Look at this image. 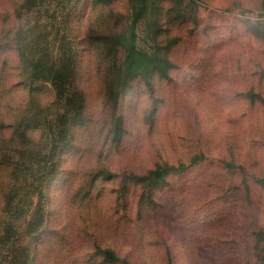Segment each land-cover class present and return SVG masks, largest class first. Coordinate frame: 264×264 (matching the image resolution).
Returning <instances> with one entry per match:
<instances>
[{"label": "rangeland", "instance_id": "rangeland-1", "mask_svg": "<svg viewBox=\"0 0 264 264\" xmlns=\"http://www.w3.org/2000/svg\"><path fill=\"white\" fill-rule=\"evenodd\" d=\"M133 1L0 0V264H264V0Z\"/></svg>", "mask_w": 264, "mask_h": 264}, {"label": "trees", "instance_id": "trees-1", "mask_svg": "<svg viewBox=\"0 0 264 264\" xmlns=\"http://www.w3.org/2000/svg\"><path fill=\"white\" fill-rule=\"evenodd\" d=\"M114 0H90V3H102L108 4ZM138 2H143L142 0H134L131 2L132 10H136V4ZM138 15L135 16V19L132 21L131 26L135 27L136 20L140 17V14L137 12ZM113 44L116 46H121L124 51V60L121 64L126 70H130L132 74H137L136 70L140 67L137 65L142 58H148L147 55L140 53L135 47V33L133 31L130 32L129 36H124L122 34H117L113 40ZM71 45V44H70ZM64 39L61 38L59 40V45L57 47V51L55 53V57L48 61L40 60V57L37 56L35 60V64L33 69L35 71L36 79H40L43 81H53L55 83V87L62 88V86H67V80L71 76V72L73 71V55L71 53L64 51ZM71 49V48H70ZM51 56V54H49ZM124 73V71H123ZM121 69L119 70V75L122 74ZM70 93L64 90V97L66 98ZM69 99L67 98L66 101ZM80 109L79 105L74 106V111L77 112Z\"/></svg>", "mask_w": 264, "mask_h": 264}]
</instances>
